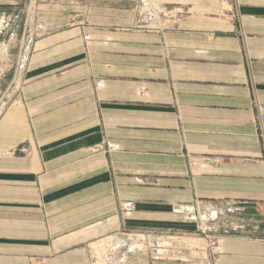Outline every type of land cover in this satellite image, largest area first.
Listing matches in <instances>:
<instances>
[{
    "label": "crops",
    "instance_id": "1",
    "mask_svg": "<svg viewBox=\"0 0 264 264\" xmlns=\"http://www.w3.org/2000/svg\"><path fill=\"white\" fill-rule=\"evenodd\" d=\"M137 2L0 0V41H18L0 264H107L100 248L125 236L120 264H264V231L199 227L264 211V0H159L152 28ZM160 235L181 248L160 253Z\"/></svg>",
    "mask_w": 264,
    "mask_h": 264
},
{
    "label": "rangeland",
    "instance_id": "2",
    "mask_svg": "<svg viewBox=\"0 0 264 264\" xmlns=\"http://www.w3.org/2000/svg\"><path fill=\"white\" fill-rule=\"evenodd\" d=\"M33 1H35V0H33ZM59 1H63V2L77 1V2H80L83 4V2L85 0H59ZM87 1L88 2L92 1V3H93V2H96L98 0H87ZM140 1L141 0H138L136 5L134 6V8L132 10L133 15H138V11L147 12L145 7L142 6V3ZM158 2H159V0H149L148 1L149 5L151 3V5L155 6V8L157 7V9L158 8L160 9ZM150 9L152 12L151 7H150ZM8 42L9 43H2L0 41V113H1L2 109L4 108L5 104L8 103L9 100L11 99V96H12L11 94L14 92L15 87H16V80H15L14 81L15 83L13 82V84L9 88H7L6 91H5V88H3V85L7 84L10 81L12 69L14 68V65L12 63V61H13L12 54L14 51H16V48L18 45L17 40H14V41L8 40ZM223 209H224L225 213L221 214L222 219H220V221L216 223V224H218V226L215 227L213 224H211V223H215L216 222L215 220L212 221V219H209V221H207V226L210 228V230L208 232L209 235L213 232L217 233L216 232L217 230L223 231L224 228H228L227 226L230 225V222H232L233 219H234V221H237L238 223L240 222V223L244 224V226H245L244 230H246V231L247 230L255 231V232H257L256 233L257 235H258V233L264 231V211L262 209H259V208L258 209H247V208L245 209L243 207H241L240 209L235 208V207L234 208L227 207V209L226 208H223ZM228 209H229V213L227 211ZM237 222H235V223H237ZM199 236L200 235H198V234L197 235H193V234L188 235V237H194L193 241L191 242V246L193 248H195V246L198 244V243H196V242H198L197 241L198 239H196L195 237H199ZM143 238L144 237L142 236V239ZM119 240L121 242H128L129 241L126 238V236H125V238H121V239L119 238ZM169 241H170L169 239H166L163 237V235H160L159 237H154L151 240L150 245L153 248L158 249L160 253H163L162 250L165 247L169 248V246L172 247L174 250H176L177 248H181L179 238L174 239L172 241V243H169ZM176 241H177V243H176ZM137 243H139V242L137 241ZM107 244L109 245L110 242L109 243L107 242ZM108 245H107V247H108ZM139 247H141V246H139ZM100 252H101V255H103V256L109 253V252H107V250L105 248L102 251V247L100 248Z\"/></svg>",
    "mask_w": 264,
    "mask_h": 264
},
{
    "label": "built area",
    "instance_id": "3",
    "mask_svg": "<svg viewBox=\"0 0 264 264\" xmlns=\"http://www.w3.org/2000/svg\"><path fill=\"white\" fill-rule=\"evenodd\" d=\"M149 1V0H148ZM147 0H141L140 2L142 3V6L145 7L147 12H142L138 11V17H137V23L139 24L138 26H145L147 28H152V27H161L164 22H165V13H163L159 8L157 9L159 15H155V13L151 12L150 7H152L151 3L149 5ZM143 15V16H142ZM142 24V25H141ZM156 25V26H155ZM255 125H256V133L257 137L259 138L260 145H261V150L264 155V105H258L256 106V118H255ZM197 207H198V201H196ZM131 203H125V208H130ZM229 212V210H227ZM215 216H213L211 213L210 219L212 221H216L213 223V225L216 227L218 224L217 222L222 219L221 214L222 213H217L214 212ZM204 217V216H203ZM203 217L200 218V232L204 236H209L208 232L210 228L207 226V220H205ZM229 231L227 228H224L222 231L223 234H227ZM212 236V233L210 234ZM143 235H138L139 238L142 239ZM218 238H215L214 241H216ZM112 245V244H111ZM124 249H130V246H128L127 242H121L119 241V244H114L110 247V251L108 254L105 256V262L107 264H120L123 261V250ZM115 253L117 257L114 259Z\"/></svg>",
    "mask_w": 264,
    "mask_h": 264
},
{
    "label": "bare ground",
    "instance_id": "4",
    "mask_svg": "<svg viewBox=\"0 0 264 264\" xmlns=\"http://www.w3.org/2000/svg\"><path fill=\"white\" fill-rule=\"evenodd\" d=\"M151 8H152V13H155V15L157 17V15H159V14H158V11L156 10L155 6L152 5Z\"/></svg>",
    "mask_w": 264,
    "mask_h": 264
}]
</instances>
